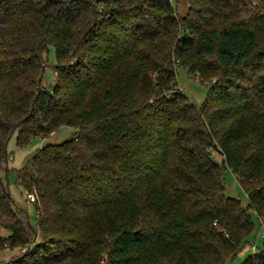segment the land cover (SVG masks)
I'll use <instances>...</instances> for the list:
<instances>
[{"label": "trees", "instance_id": "trees-1", "mask_svg": "<svg viewBox=\"0 0 264 264\" xmlns=\"http://www.w3.org/2000/svg\"><path fill=\"white\" fill-rule=\"evenodd\" d=\"M176 2L0 0V173L14 134L75 129L14 169L36 225L0 174V250L21 251L2 264H229L260 228L264 0ZM177 67L206 83L199 106Z\"/></svg>", "mask_w": 264, "mask_h": 264}, {"label": "rangeland", "instance_id": "rangeland-1", "mask_svg": "<svg viewBox=\"0 0 264 264\" xmlns=\"http://www.w3.org/2000/svg\"><path fill=\"white\" fill-rule=\"evenodd\" d=\"M177 13L184 15L187 9L186 0H177ZM55 65V54L54 48L50 47V50L46 56V64L41 76V86L46 91H51V88L55 84L56 77L54 71ZM177 87L182 93L196 106H199L206 98L208 91L207 86L202 83L197 75H189L183 68L177 67L175 69ZM75 133V129L68 126H62L57 129L53 134L44 140L40 137L33 138L30 143L19 148L16 145V134H14L7 145V159L6 168L8 169L7 174L2 171L0 174L4 178L8 185L9 194L16 205L21 208H25L28 212L30 222L36 225L37 214L33 204L29 203L26 199L25 191L16 184L14 169L23 167L35 151L40 148L41 145L48 143H61L66 139L71 138ZM214 157L220 159L217 153H214ZM3 165V163H1ZM6 177V178H5ZM223 179L226 187V195L240 199L242 204L247 203V197L237 182L236 178L227 170L223 172ZM2 233L7 235L8 232L3 230ZM262 231L256 227L252 236L249 239L243 249L237 254L234 260L229 264H241L244 259L251 255H259L262 248L264 247V238L261 237ZM21 251L18 249H1L0 250V264L10 260L12 257L19 254Z\"/></svg>", "mask_w": 264, "mask_h": 264}, {"label": "built area", "instance_id": "built-area-1", "mask_svg": "<svg viewBox=\"0 0 264 264\" xmlns=\"http://www.w3.org/2000/svg\"><path fill=\"white\" fill-rule=\"evenodd\" d=\"M0 163L4 164V161L0 160ZM27 199H29L32 202V201H35L36 196L34 195V193H28ZM258 222H259L260 230L262 231L261 237L264 238V221L259 219Z\"/></svg>", "mask_w": 264, "mask_h": 264}]
</instances>
